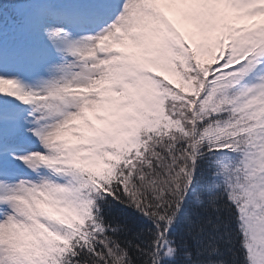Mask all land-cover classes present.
<instances>
[{"label":"snow or ice","instance_id":"obj_1","mask_svg":"<svg viewBox=\"0 0 264 264\" xmlns=\"http://www.w3.org/2000/svg\"><path fill=\"white\" fill-rule=\"evenodd\" d=\"M0 264H264V0H0Z\"/></svg>","mask_w":264,"mask_h":264}]
</instances>
